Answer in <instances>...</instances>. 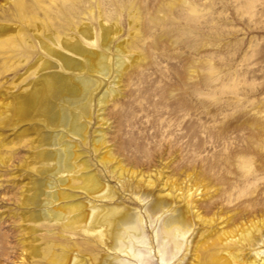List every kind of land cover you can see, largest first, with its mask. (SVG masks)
I'll return each mask as SVG.
<instances>
[{
    "label": "rangeland",
    "instance_id": "obj_1",
    "mask_svg": "<svg viewBox=\"0 0 264 264\" xmlns=\"http://www.w3.org/2000/svg\"><path fill=\"white\" fill-rule=\"evenodd\" d=\"M16 1L0 0V40L25 29L28 40L36 42L50 31H64L59 17L70 13L76 25L87 24L95 33L100 21L120 29L105 51L111 68L119 44L131 45L129 60L144 59L125 72L116 87L119 96L99 111L98 99L112 77L102 81L86 142L73 141L88 172L116 191L121 208L141 219L142 233L127 240L128 251L120 259L127 264H216L209 260L213 254L217 264H225L224 247L215 244L218 235L236 228L238 235L245 234L256 226L264 232V0H22L23 12ZM49 21L52 25L44 28ZM40 53L36 49L28 64ZM10 55L0 45V264H53L61 247L73 244L72 259L63 264H73V255L76 264H90L91 257L98 264L96 259L114 253L81 233L64 237L60 224L25 221L34 209L25 201L33 194L32 182L46 178L55 183L59 176L37 173L42 166L36 153L51 150L37 149L39 134L52 131L39 130L43 125L33 114L23 119L16 114L15 94L31 87L25 86L30 79L21 82L28 75L25 66L7 70L18 64L17 58L8 62ZM146 83L156 86L155 95L143 91ZM100 131L106 143L97 151L93 142ZM110 155L107 165L100 162ZM55 190L62 196L54 208L93 201L78 188ZM137 191L145 202L136 199ZM156 197L175 213L185 212L192 225L178 248L157 234L160 222L147 213ZM257 234V245L244 248L246 260H252V249L264 251Z\"/></svg>",
    "mask_w": 264,
    "mask_h": 264
},
{
    "label": "bare ground",
    "instance_id": "obj_2",
    "mask_svg": "<svg viewBox=\"0 0 264 264\" xmlns=\"http://www.w3.org/2000/svg\"><path fill=\"white\" fill-rule=\"evenodd\" d=\"M16 7L23 12L26 5L22 0H17ZM47 18L51 17L47 16ZM59 18L65 23V30L50 31L44 37H39V39L36 37V42L28 40L25 29H19L15 36L8 35L5 39L0 40V45L11 54L8 56V62L14 58H17L16 61L18 62L15 66V63L11 65L8 63L7 70L20 69L25 66V74L28 75L21 78V82L30 79L25 85L27 88L31 87L29 91L12 95L15 100L16 114L20 118L33 114L40 118L39 121L43 125L42 129L39 128V130L52 131L51 133L42 134L40 132L39 134L37 149L47 147L51 150L41 149L36 153V159L42 166L37 173L41 176L44 175V177L50 172L59 176L55 183H49L46 178L32 182L31 191L33 194L26 197L25 201L28 206H33L34 209L29 210L25 221L47 223L53 226L60 224L62 233L66 235L64 237L69 238L81 233L86 238H92L96 245H102L106 251L114 253L113 256L107 255L96 259L98 264H127L119 258V254L126 252L128 239L131 240V238L142 233L141 219L125 207L121 208L117 202L118 194L116 191L103 185L96 174L88 172V169L85 168V161L81 162L82 157L75 151L79 147V143H75L77 139L75 142L73 141L78 138L82 144L86 142L94 96L100 90L102 81L112 77L110 86L98 99L99 111H103V108L111 100L119 96V88L116 87L121 83L125 72L128 73L133 66H139L144 59L132 57V60H129L127 55L130 53L131 45L129 43L119 44L115 50L117 59L111 68L105 51L111 48L113 37L120 30L116 25L105 27V24L100 21V29L95 33L94 29L87 24L76 25L74 16H71L70 13H64ZM136 22L137 20H135ZM50 25H52L50 21L46 22L44 28L50 27ZM68 31L75 32L71 35ZM36 49L41 53L36 55L34 62L28 64ZM111 71L113 76H110ZM155 87L153 84L146 83L143 91L155 95L153 93ZM157 104L158 102L154 106ZM195 108V105L190 107L192 110ZM164 114L166 112H161L159 115L163 116ZM193 125L195 128V120ZM54 131L56 134H53ZM98 134L99 136L93 142L97 151L101 144L106 143L103 131ZM196 136L197 134L194 133L192 139L195 140ZM192 147H196L195 142L192 143ZM110 157L111 155L108 158L102 156L100 162L107 165ZM50 164H52L51 170L48 166ZM248 164L250 163L248 162ZM150 185L149 182L147 187ZM61 186L78 188L93 201L90 205L73 203L64 209L54 208L62 196L55 189ZM52 189L55 191H47ZM42 196H45L43 201L40 199ZM135 196L139 202H145L147 199L138 191ZM147 213L151 218L160 222L157 234L166 239L168 245L170 244L175 248L180 247L181 240L192 231V225L187 222V214L181 211L175 213L173 207L161 197H156L150 201ZM254 225L257 224L254 223ZM257 227L253 230L250 227V231L245 232V234L243 232L238 235L236 228V231L227 230L218 235L215 244H221L224 247L222 252L225 257V264H264V251H258V248L252 249L253 252L249 257L252 260H246L243 256L245 247L251 248L257 245V241L254 240L256 233H258L256 237L258 242L264 243V232L260 233L261 231ZM243 231H247V229ZM35 232L37 233V230ZM90 241L87 243L89 248L92 247L90 244H93ZM75 247H77L76 244L61 247L62 251L59 254H56L54 258L50 257L51 262L53 264L68 263L72 259L68 252L75 251ZM202 250L205 251L204 248ZM197 252L199 253V251ZM199 254H196L197 257H202ZM209 257L211 262L216 264L219 262V259L213 254ZM89 261L90 264H94L95 259L93 260L91 257ZM77 262H79L77 256L73 255L72 263L76 264Z\"/></svg>",
    "mask_w": 264,
    "mask_h": 264
}]
</instances>
